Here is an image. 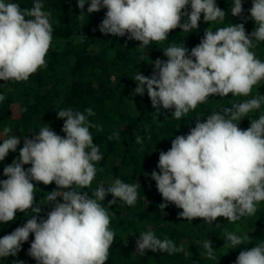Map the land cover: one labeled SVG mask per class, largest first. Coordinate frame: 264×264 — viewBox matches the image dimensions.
Returning a JSON list of instances; mask_svg holds the SVG:
<instances>
[{
    "label": "clouds",
    "instance_id": "9594fccd",
    "mask_svg": "<svg viewBox=\"0 0 264 264\" xmlns=\"http://www.w3.org/2000/svg\"><path fill=\"white\" fill-rule=\"evenodd\" d=\"M86 3L88 14L107 9L99 25L101 33L120 37L127 34L128 39L140 41L141 47L166 40L178 27L191 32L199 27L202 13L206 23L223 22L226 16L216 0H77L80 16ZM42 8L39 0L24 9L0 0V80L27 81L46 67L53 28L49 14ZM242 11V0H234L231 15L240 16ZM249 11L256 24L250 35L244 24H230L205 31L190 54L184 45L163 49L167 60L152 62L151 77L140 72L135 75L134 94L143 96L146 87L153 108L157 112L160 107L174 108L172 116L177 120L209 96H249L253 86L264 81V62L251 51L253 39L264 41V0H252ZM4 99L0 95V102ZM262 104L264 95H258L212 112L205 122L197 120L186 136H176L168 151L160 152L159 172L151 173L164 201L159 208L172 203L182 209L179 216L187 221L202 218L209 224L218 217L232 223L255 215L257 204L264 201V115L251 119L247 130L240 129L237 121ZM85 111L88 116L94 115L91 108ZM57 118L64 120L62 131L66 136L58 135L46 124L33 138H24L19 158L3 169L7 179L0 180V223L13 221L18 211L31 209L34 214L0 238V257L16 256L29 235L34 234L28 255L37 264H106L115 233L102 202L110 193L113 199L109 207L117 202L116 198L134 206L141 185L117 178L107 189L101 184L91 196L77 191L91 185L96 163L103 157L93 143L84 113L62 109ZM10 131L4 128L5 134ZM19 144L20 138L15 135L3 139L0 161L10 151L15 152ZM29 164L31 167L25 169L24 165ZM33 181L44 185L55 182L57 186L47 196L51 211L39 222L41 207L35 204ZM224 239L225 246L230 243L236 247L247 237L227 232ZM203 246L209 258H214L211 241ZM146 250L173 254L183 251V247L146 231L139 235L137 252L145 254ZM235 264H264V243L240 251Z\"/></svg>",
    "mask_w": 264,
    "mask_h": 264
},
{
    "label": "trees",
    "instance_id": "16d2710c",
    "mask_svg": "<svg viewBox=\"0 0 264 264\" xmlns=\"http://www.w3.org/2000/svg\"><path fill=\"white\" fill-rule=\"evenodd\" d=\"M6 2L17 3L24 9L31 8L37 0ZM39 2L43 5L42 11L49 14L53 28L51 46L45 57L46 67L38 69L27 81L0 80V95L5 97L0 102V143L9 136L20 138L17 150L10 151L0 161V180L7 179L3 169L19 158L25 137L33 138L47 125L58 135L66 136L62 131L64 120L57 118V112L71 108L73 112L85 114L93 143L99 146L103 157L96 163L97 172L91 185L85 189L77 188V191H86L91 196L101 184L107 189L117 178L124 183L141 185L137 189L138 199L134 206L116 198L117 202L109 207V201L113 199L110 193L102 202L110 216L109 227L115 233L106 264H235L240 251L264 243V201L257 204L255 215L241 217L232 223L224 217H218L211 224L202 218H194L190 222L179 216L182 209L172 203L164 209L159 208L164 201L156 182L151 179L153 170L159 172L160 152L168 151L176 136H186L197 120L205 122L212 112L264 95V81L253 86L246 97L231 94L226 97L209 96L179 120L172 116L174 108L160 107L157 112L146 87L143 96L134 94L137 86L135 75L140 72L151 77L154 71L152 62L158 58L167 60L163 49L184 45L190 54L210 27L214 31L230 24H244L246 34L250 35L256 28L249 11L252 2L242 1L241 15L232 16L234 0H216L217 6L226 13L223 22L206 23L202 13L198 28L184 32L178 27L169 32L166 40L151 42L146 47L139 46L140 41L128 39L127 34L120 37L101 33L99 25L105 17L106 8L88 14L89 5L86 3L80 16L82 12L77 0ZM187 10H191L190 6ZM253 44L251 51L255 53L254 49H259L255 55L264 62V41L253 39ZM88 108L93 110L94 115L88 116L85 111ZM260 115H264V104L237 121L239 128L247 130L250 120ZM6 127L11 129L7 134L4 133ZM109 136L113 138L109 140ZM29 167L30 164L24 165L25 169ZM33 184L35 204L41 207L39 222L46 219L51 211L47 196L57 186L55 182L44 185L33 181ZM57 200L62 202L61 197ZM33 214L31 209L25 213L18 211L13 221L0 223V238L22 226ZM146 231H152L161 240L171 239L176 247L182 246L183 251L168 254L146 250L145 254H140L137 252V233ZM227 232L247 239L236 247L230 243L225 246ZM33 240L34 234H30L17 255L0 257V264L20 261L37 264L28 255ZM207 240L212 243L214 258H209L203 246Z\"/></svg>",
    "mask_w": 264,
    "mask_h": 264
},
{
    "label": "rangeland",
    "instance_id": "374dc122",
    "mask_svg": "<svg viewBox=\"0 0 264 264\" xmlns=\"http://www.w3.org/2000/svg\"><path fill=\"white\" fill-rule=\"evenodd\" d=\"M211 24H212V23H211ZM209 30H213V29H211V27H210V28H209ZM254 50H255V53L259 51V49H257V48H256V49H254ZM137 234H139V235H140V234H141V232H138Z\"/></svg>",
    "mask_w": 264,
    "mask_h": 264
},
{
    "label": "built area",
    "instance_id": "2783aa9c",
    "mask_svg": "<svg viewBox=\"0 0 264 264\" xmlns=\"http://www.w3.org/2000/svg\"><path fill=\"white\" fill-rule=\"evenodd\" d=\"M243 2H252V0H242Z\"/></svg>",
    "mask_w": 264,
    "mask_h": 264
}]
</instances>
